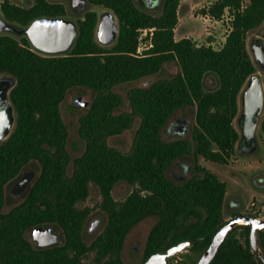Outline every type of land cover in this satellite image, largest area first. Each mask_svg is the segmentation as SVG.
I'll return each instance as SVG.
<instances>
[{"label": "trees", "instance_id": "16d2710c", "mask_svg": "<svg viewBox=\"0 0 264 264\" xmlns=\"http://www.w3.org/2000/svg\"><path fill=\"white\" fill-rule=\"evenodd\" d=\"M88 1L115 13L119 33L111 45L95 39L94 10L77 19L78 35L65 53L43 54L25 35L0 34V74L16 78L9 93L15 125L0 142V264H131L121 255L124 239L150 215L157 216V222L138 264L182 240L192 244L178 264H195L227 222V183L198 158L226 164L235 154L238 93L256 71L246 37L264 21V0H250L246 6L242 0H214L202 9L214 19H221L225 10L231 16L220 48L197 44L191 37L175 39L182 0H163L159 14L144 10L135 0ZM0 11L8 22L25 27L39 16H65L68 9L56 0H33L28 7L2 0ZM140 28H153L142 54L137 53ZM173 60L179 64L175 74L128 88L130 109L119 110L124 96L115 86L154 74ZM73 86L91 89L94 97L79 118L78 134L85 148L68 174V129L60 104ZM188 107H195L191 137L165 139L164 126L175 112ZM136 118L129 150L110 146L107 139L130 128ZM261 127L264 130V122ZM185 155L193 156L192 174L183 180L171 178L168 169ZM31 162L38 164V174L24 198L3 212L7 184ZM119 181L132 186L123 200L112 196ZM91 182L99 189L106 221L87 244L83 230L90 208L77 203L87 198ZM37 224L55 225L63 241L48 248L33 246L26 233ZM249 232V225L237 224L210 264H261L251 251ZM258 241L264 252V231H258ZM90 253L93 259L88 261Z\"/></svg>", "mask_w": 264, "mask_h": 264}, {"label": "rangeland", "instance_id": "374dc122", "mask_svg": "<svg viewBox=\"0 0 264 264\" xmlns=\"http://www.w3.org/2000/svg\"><path fill=\"white\" fill-rule=\"evenodd\" d=\"M15 4L21 6H30L33 4V0H9ZM143 1V0H142ZM141 0H137V4L146 9L148 12L153 14H159L161 12V6L154 9L147 8ZM214 0H184L180 1L178 6V22L174 28L175 39L182 37H191L197 44H210L214 48H220L230 30L231 16L228 10H225L224 15L221 19L211 18L209 15L203 14L202 9L207 7ZM250 0H243L244 4L247 5ZM2 0H0V3ZM88 9H93L98 14L104 13L106 8L103 6H95L87 4V7L81 12H69V17L76 19L81 18L84 12ZM1 14V11H0ZM2 15V14H1ZM259 27V26H258ZM257 27V28H258ZM257 28L247 33L246 40L257 30ZM16 35V34H15ZM19 36V35H18ZM112 44V43H111ZM107 44V45H111ZM149 45V38L143 39L139 43V52L142 54L143 50ZM179 70V64L176 61L165 62L160 70L154 74L147 75L133 82L120 84L114 87V90L121 93L124 96V101L120 107V111L129 110L128 101L125 98L126 90L134 86H147L153 81L160 78H168L175 74ZM264 78V77H263ZM211 87V86H209ZM94 97V92L86 87L73 86L71 87L64 99L60 104V111L62 119L68 129L67 138V150L70 155V160L67 165V173L71 174L73 171V159L79 156L84 148V140L78 134L79 118L83 115L90 107ZM178 117L188 118L190 120L189 133L184 137H191V130L195 123V107H188L185 109H179L172 118L169 120L177 119ZM264 121V112L261 115L260 123L257 131V137L259 140V150L251 155H236L234 154L228 163L219 164L213 161L204 159L203 157L198 158V162L216 173L219 178L223 179L227 183V191L224 202V218L228 219L235 210L247 213V210L256 209L259 217L264 219V176L262 171L264 170V131L261 129V122ZM163 128V137L165 139H172L178 137L176 133H168V124ZM139 119L136 118L132 123V126L122 133L110 136L107 142L110 146L122 150H129L137 129ZM193 156L185 155L179 158L173 165L168 169V174L171 178L176 179L180 175H184V166H189L190 176L193 172ZM34 171V176L39 172V166L35 162L27 164L24 169L20 172ZM260 171L259 175L252 177V173ZM19 173V174H20ZM17 177V176H16ZM15 177V178H16ZM14 178V179H15ZM6 186V200L2 206V211H9L14 205L19 203L26 192L15 197L11 192L10 183ZM31 181V183H32ZM132 190V186L126 181H119L115 184L112 190V196L115 200H123ZM240 201V207L238 202ZM101 195L98 187L94 183H89V194L84 201L77 203L80 208H90V214L84 226L83 235L84 241L88 244L94 237L103 229L106 221V215L100 208ZM252 203H255L253 206ZM98 219V224L92 229V223ZM157 222V216L150 215L139 222H137L127 233L124 244L122 247L121 255L123 259L131 264H138L142 261L144 256V248L148 238V235L152 227ZM244 224V223H239ZM54 230L59 232L58 243L63 241L60 230L53 224ZM26 237L29 239L33 246H36V242L30 237V231L26 233ZM188 247L178 253L174 259V264H178L182 259L185 258L186 253H189ZM93 259V253L87 256V260Z\"/></svg>", "mask_w": 264, "mask_h": 264}, {"label": "water", "instance_id": "95a60500", "mask_svg": "<svg viewBox=\"0 0 264 264\" xmlns=\"http://www.w3.org/2000/svg\"><path fill=\"white\" fill-rule=\"evenodd\" d=\"M72 5L85 6L86 0H70ZM118 23L111 11L103 13L96 27V38L99 43L107 45L118 35ZM13 33L25 35L32 47L47 55H57L67 52L78 35V25L72 18L66 16H39L31 20L27 26L18 27L8 22L0 14V34ZM264 21L247 41V49L254 66L258 69L243 83L238 94V111L235 116V128L239 133L237 151L254 152L258 148L256 132L260 115L264 110ZM16 78L9 74H0V142L12 132L15 125V108L9 98L10 90L14 87ZM190 120L178 117L168 124V133L183 138L189 133ZM34 171H25L17 175L9 184L12 193H27L31 186ZM239 223L250 226L249 243L253 254L261 264H264V252L258 241V231H264V219L257 216L238 213L224 223L215 232L210 244L202 252L195 264H210L221 243ZM98 224L96 219L91 228ZM30 237L36 242V247L48 248L58 244L59 232L52 225L37 224L30 230ZM192 244V240L179 241L165 250L149 255L142 264H174L178 253Z\"/></svg>", "mask_w": 264, "mask_h": 264}, {"label": "flooded vegetation", "instance_id": "af4514ba", "mask_svg": "<svg viewBox=\"0 0 264 264\" xmlns=\"http://www.w3.org/2000/svg\"><path fill=\"white\" fill-rule=\"evenodd\" d=\"M56 1H62V2H64L65 4H66V6H67V9H68V11H67V14L65 15L66 17H69V12H76V13H78V12H81L82 10H84L86 7H87V4L89 3V1L88 0H86V4H85V6L84 7H82V5L81 4H78V5H72V2L70 1V0H56ZM136 1V3H137V0H135ZM142 1V0H141ZM143 3H144V5L147 7V8H152V9H154V8H156V7H158L159 5L161 6V8H162V4H163V0H143L142 1ZM89 4H91V3H89ZM92 5V4H91ZM95 6H100V5H95ZM104 7V6H103ZM104 8H106V7H104ZM144 9V8H143ZM88 10H93V9H88ZM144 10H146V9H144ZM106 11H111L113 14H114V16H115V18H116V20H117V23H118V19H117V17H116V15H115V13L111 10V9H108V8H106V10H105V12ZM86 12V11H85ZM85 12H84V14H85ZM104 12V13H105ZM97 13V12H96ZM103 13H100V14H98L97 13V23H96V27H97V24H98V21H99V19H100V17H101V15H102ZM84 16V15H83ZM69 18H71V17H69ZM82 18V17H81ZM73 19V18H72ZM77 19H80V18H76V19H74L75 21H76V23H77ZM118 26H119V23H118ZM118 33H119V28H118ZM117 38V37H116ZM95 39L97 40V38H96V28H95ZM116 40V39H115ZM114 40V41H115ZM113 41V42H114ZM263 41H264V39H263ZM97 42H98V40H97ZM113 42H111V43H113ZM99 43V42H98ZM110 43V44H111ZM101 44V43H100ZM102 45H104V44H102ZM258 69L256 68V71H257ZM255 71V72H256ZM254 73V72H253ZM264 77V76H263ZM262 77V81H263V85H264V78ZM239 94V93H238ZM237 103H238V97H237ZM238 111V110H237ZM263 112H264V110H263ZM262 112V113H263ZM262 113H261V115H262ZM261 115H260V118H261ZM234 120H235V118H234ZM264 121H262L261 122V125H262V123H263ZM233 123H234V121H233ZM259 123H260V120H259ZM260 125V126H261ZM234 126H235V123H234ZM258 127H259V124H258ZM261 129H262V127H261ZM237 130V129H236ZM263 130V129H262ZM257 131H258V128H257ZM264 131V130H263ZM238 132V131H237ZM238 135H239V133H238ZM256 137H257V132H256ZM238 139H239V137H238ZM237 142H238V140H237ZM237 142H236V144H235V148H234V150H235V154L236 155H251V154H254V153H256L258 150H259V148H260V146H259V140H258V137H257V142H258V148H257V150L256 151H254V152H250V151H248V150H243V151H240V152H238L237 151ZM220 164V163H219ZM258 173H260V171H256V172H254V173H252V177H255V175H259ZM262 173H263V176H264V170L262 171ZM188 174H189V166H184V175H180V176H178L177 178H176V180H183V179H185L186 177H188ZM14 194V196L15 197H17V196H19L20 194H16V193H13ZM225 202V201H224ZM254 205H255V203H253ZM237 207H240V201L238 202V206ZM247 213V215H252V216H257V217H259L258 216V214H256L255 212H253L251 209L250 210H247L246 211ZM238 213H243V214H245L244 212H240V210L238 209V210H235L233 213H232V215L230 216V218H228V219H225V220H227V221H229L233 216H235L236 214H238ZM87 221V220H86ZM247 225V224H246ZM53 227V226H52ZM250 227V226H249ZM93 229V228H92ZM54 230V229H53ZM233 230V229H232ZM231 230V231H232ZM54 231H57V230H54ZM58 232V231H57Z\"/></svg>", "mask_w": 264, "mask_h": 264}, {"label": "built area", "instance_id": "2783aa9c", "mask_svg": "<svg viewBox=\"0 0 264 264\" xmlns=\"http://www.w3.org/2000/svg\"><path fill=\"white\" fill-rule=\"evenodd\" d=\"M242 6H246L242 0L241 2ZM152 30L153 28H140L139 29V35H138V41L139 43L146 38L149 35V45H150V36L152 35ZM148 40V39H147ZM148 47V46H147ZM146 47V48H147ZM137 52H139V44H138V48H137ZM252 205L254 206V204L252 203ZM253 212H257L256 209H253Z\"/></svg>", "mask_w": 264, "mask_h": 264}, {"label": "crops", "instance_id": "0c3cea01", "mask_svg": "<svg viewBox=\"0 0 264 264\" xmlns=\"http://www.w3.org/2000/svg\"><path fill=\"white\" fill-rule=\"evenodd\" d=\"M182 1H184V0H182Z\"/></svg>", "mask_w": 264, "mask_h": 264}]
</instances>
